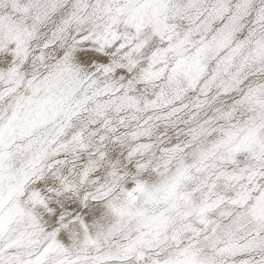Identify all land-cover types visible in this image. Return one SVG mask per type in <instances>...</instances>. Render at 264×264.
I'll list each match as a JSON object with an SVG mask.
<instances>
[{"label":"snow or ice","instance_id":"6c2138e0","mask_svg":"<svg viewBox=\"0 0 264 264\" xmlns=\"http://www.w3.org/2000/svg\"><path fill=\"white\" fill-rule=\"evenodd\" d=\"M0 264H264V0H0Z\"/></svg>","mask_w":264,"mask_h":264}]
</instances>
